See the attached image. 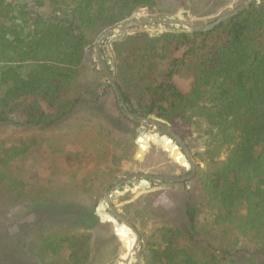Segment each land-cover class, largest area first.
<instances>
[{
	"label": "trees",
	"instance_id": "1",
	"mask_svg": "<svg viewBox=\"0 0 264 264\" xmlns=\"http://www.w3.org/2000/svg\"><path fill=\"white\" fill-rule=\"evenodd\" d=\"M228 3L0 0V127L52 130L90 111L104 124L97 125L96 132L86 131V137L76 132L68 138L83 147L78 158L96 153L105 160L106 170L92 172V186L115 178L114 169L108 172V153L130 142L123 158L133 159V140L126 130L135 134L142 125L121 112L99 68L97 38L140 14L183 10L187 16H202ZM202 7L209 11L201 13ZM150 27L157 25L131 28L111 46L106 41L103 52L131 112L154 116L183 131L196 174L174 184L185 190L180 223L160 224L148 234L141 230L143 264H264V0L208 32L164 26L162 32L150 33ZM179 80L189 81L188 89L183 90ZM105 99L111 102L109 115L101 107ZM147 143L145 136L143 145ZM28 150L25 143L0 146V264H100L96 243L109 224L92 217L94 224L84 225L87 213L74 224L41 219L40 209L52 205L54 198L51 191L20 178L15 160ZM68 157L77 159L71 153ZM112 157L119 162V156ZM177 168L185 171L172 166ZM89 181L86 178L73 191L65 189L64 197L72 194L65 203L93 208L92 199L81 198L91 192ZM20 199L35 203L39 209L31 206L32 213L41 214L35 223L24 217L23 226L31 230L21 233L7 227L13 225ZM123 227L135 244L131 231Z\"/></svg>",
	"mask_w": 264,
	"mask_h": 264
},
{
	"label": "rangeland",
	"instance_id": "2",
	"mask_svg": "<svg viewBox=\"0 0 264 264\" xmlns=\"http://www.w3.org/2000/svg\"><path fill=\"white\" fill-rule=\"evenodd\" d=\"M242 2L243 0H229V3L224 9L209 15L197 16L190 13L191 15L189 14L187 16L183 13V10H179L176 14L162 16L188 19L191 23H198L196 25H205L209 24L207 21H211L214 18L216 19ZM206 8L209 7H202L201 13L209 11ZM139 16L147 15L140 14L137 17ZM163 30L164 26L150 27L147 29L150 33H160ZM165 65L163 61L161 67ZM178 84L183 90L189 87V81L186 80H179ZM110 104L111 102L109 99H105L101 103V107L107 112L104 113V115L110 114L108 112ZM101 122L104 124L105 121L101 120L98 116H92L91 112L87 111L74 118L70 123L61 125L52 130L24 132L22 129L0 127V146H20L22 143H25L26 146L30 148L24 157L22 156L15 160V164H18L17 169L20 170L19 173L22 180H25L33 187H42L49 192L51 191L50 193L52 194V198H54V203L40 209L43 212L42 214H44L41 219H53L56 221L55 223L70 221L74 224L81 219L83 214L87 213L88 220L84 225L92 226L94 224L93 219H99L102 223L109 224L97 240L96 258L99 260L100 264H123L122 260L126 259L128 256L124 241L129 238L125 234V238H123V240L120 239L116 235L115 227H118V232L123 230L126 233L123 227L124 225L115 218L105 222L103 216L99 213L100 203L107 190L116 182L135 173L182 176L185 175L184 172H189V170L184 168L185 171L182 172L178 168L176 170L172 169L173 165L182 167L175 162V156H179L181 162L184 160L186 161V159L182 160L181 158L182 151L175 149L173 145H169L168 148L174 155V157H171L169 153L165 152L163 146L158 145L157 135H152L142 125V128L135 131V134L126 130L130 133L133 140L131 143L132 149L130 151L131 154H133V159L128 160L123 158L124 148L127 147L130 142L128 144L123 143V147L121 146V148L117 150V153H115V151H110L108 155L111 159V167L108 168V172L111 170L110 168L114 169L116 171L115 178L109 177L103 183L99 181L92 186V181L96 180V178L94 179L92 177V172L98 167H101L102 170H106L107 164L104 162L105 160L96 153V156L91 154L92 158L88 157V153L78 158V152L83 151V147L79 144L75 145L68 137L75 136L76 132H82L83 136L85 135L86 137V131L96 132V126L101 124ZM78 127H81L82 130H79ZM149 129L154 130L153 127H149ZM174 129L180 136L184 134L183 131H179L176 128ZM141 135H145L146 137L152 136L154 139L149 140L150 138L147 137L148 143L145 144V146H149L148 150L143 152V158L137 159L136 156L140 152L137 138ZM145 136L143 137V142ZM166 139L167 137L163 136V141ZM69 153L77 156V159L68 157ZM114 154L120 157L118 159L119 162L114 161L112 157ZM136 161H139L138 164ZM141 162H143L142 165ZM143 166L147 167L143 168ZM21 168L24 170L25 174L21 171ZM86 178L90 180L88 184L92 189L90 193H86V195L81 196V198H87L88 200L92 199V202H95L93 208L91 207V209L88 210L78 205L75 206L65 203L64 198L69 199L72 194H68L67 196L69 197H64V190L72 188L71 190L73 191L75 186L82 184ZM138 185H140L139 180H133L130 185H125L122 191L114 193L113 195L119 196V199L115 200L114 204L119 207L121 212L127 215L140 233L141 230L144 229L146 234H148L154 227L166 222L172 225H178L180 223L182 220V216L180 215L182 214L179 210V204L183 202L185 197L183 186L175 187L171 183H153L150 189L146 186H142L139 190H135L134 187ZM143 195L147 196L143 197ZM63 204L70 206H65ZM34 205L35 203L32 204L29 199L18 200L16 208L13 211V218L11 219L13 225L6 226L11 227V229L16 228L15 230L20 233L23 232L21 229L25 230L27 228L31 230L30 226L25 227L23 224L25 223L24 217L32 223H35L36 219H40V213L36 215L32 213L33 209H31V206H33L34 210L39 209L38 207H34ZM104 213L109 214L110 211L107 209ZM133 246L134 241L131 240V247ZM134 261L135 256H133L132 259V262ZM141 264H143V260Z\"/></svg>",
	"mask_w": 264,
	"mask_h": 264
},
{
	"label": "water",
	"instance_id": "3",
	"mask_svg": "<svg viewBox=\"0 0 264 264\" xmlns=\"http://www.w3.org/2000/svg\"><path fill=\"white\" fill-rule=\"evenodd\" d=\"M257 1L258 0H243V2L238 6L231 8L224 14L217 17L213 22L205 25H196L189 22L188 20L173 18L169 16H139L134 19L126 20L107 29L97 38L95 42V53L99 63V68L101 69L105 79L108 81L110 87L112 88L121 112L127 119L143 125L144 128L152 135H157L158 145L163 146L165 152L169 153L171 157H174V155L173 152L169 150V145H173L175 149L182 151L181 158L186 159V161L181 162L180 157L175 156V162L189 170L188 174L182 176L135 173L126 176L122 180L116 182L107 190L99 206L100 215L103 216L105 222L111 221L114 218L117 219L131 231V237L135 239V244L133 247H131L130 239L124 241L128 256L126 259L122 260L123 264H141L143 260V239L141 233L133 224V222L127 217V215L121 212L118 206L114 204V201L118 200L119 196L113 194L122 191L123 187L127 184L130 185L133 180H139L140 182V185L134 187L135 190H139L142 186H146L150 189L152 187V183L166 182L174 185L177 183L187 182L191 180L196 174V162L190 147L187 145L186 141L175 131L174 127L171 124L163 122L154 116H141L129 110L124 101L121 90L118 87L117 76L115 72H113L108 67L107 60L103 52V44L107 41L108 46H111V43L113 41L122 39L127 36L131 28L146 25L174 27L187 33L208 32L215 29L220 24L226 22L239 12L249 8ZM149 127H153L154 130L149 129ZM144 136L145 135H141L137 138V142L140 148V152L136 156L137 159L143 158V152H146L149 147L142 144ZM163 136L167 137L165 141H163ZM147 137L150 138L149 140L154 139L152 136ZM107 209L110 211L109 214L104 213ZM115 232L120 239L123 240V238H125L126 233L123 230L121 232H118V227H115ZM133 256H135L134 262H132Z\"/></svg>",
	"mask_w": 264,
	"mask_h": 264
},
{
	"label": "bare ground",
	"instance_id": "4",
	"mask_svg": "<svg viewBox=\"0 0 264 264\" xmlns=\"http://www.w3.org/2000/svg\"><path fill=\"white\" fill-rule=\"evenodd\" d=\"M185 161V160H184ZM126 227V226H125ZM127 228V227H126ZM128 229V228H127Z\"/></svg>",
	"mask_w": 264,
	"mask_h": 264
}]
</instances>
